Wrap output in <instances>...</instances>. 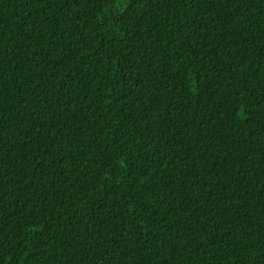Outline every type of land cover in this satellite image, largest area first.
I'll return each instance as SVG.
<instances>
[{
  "label": "trees",
  "instance_id": "1",
  "mask_svg": "<svg viewBox=\"0 0 264 264\" xmlns=\"http://www.w3.org/2000/svg\"><path fill=\"white\" fill-rule=\"evenodd\" d=\"M0 264H264V0H0Z\"/></svg>",
  "mask_w": 264,
  "mask_h": 264
}]
</instances>
